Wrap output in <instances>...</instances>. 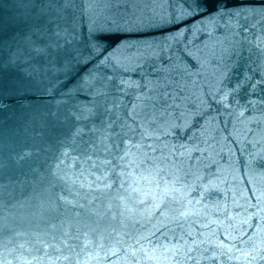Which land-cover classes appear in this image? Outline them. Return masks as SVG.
<instances>
[{"label":"water","instance_id":"obj_1","mask_svg":"<svg viewBox=\"0 0 264 264\" xmlns=\"http://www.w3.org/2000/svg\"><path fill=\"white\" fill-rule=\"evenodd\" d=\"M18 2L0 0V11L7 16ZM182 7L184 0H71L61 22L70 34L67 43L62 41V47L49 55L5 71V89L0 93V160L6 161L0 168V264H37L33 257H40L39 264H212L200 252L215 247L214 242L207 243L213 234L238 250L230 253L237 258L224 264H264V64L254 46L251 52L245 46L224 81L230 88L241 84L230 97L240 108L224 110L213 103L193 130L175 138L161 137L168 149L149 141L158 151L152 153L146 146L143 151L150 159L143 163L136 149H128L132 155L116 170L124 173L118 181L124 187L118 193L116 186L113 190L88 187L89 181L110 182L97 180L101 172L91 169L95 175L85 173L84 187L74 185L70 199L77 200L76 209L68 211L72 208L68 205L53 211L47 203L63 117L88 103V74L109 71L89 55V45L101 35L106 37L102 44L127 43L136 46L133 51L144 52L145 73L181 64L191 75H169L185 88L180 93L185 105L197 103L207 87L202 78L212 72V53L224 35V22L211 20L207 13L177 19ZM259 29L257 24L250 32ZM178 30L177 40L165 44V37ZM140 75L129 72L126 78L139 81ZM190 136H194L191 142ZM179 145L188 149L187 156ZM74 147L70 157H76L83 146L77 142ZM173 147L177 148L174 157ZM25 148L31 156L19 161L9 158ZM53 183L55 191L68 193L64 183ZM116 194L124 199L116 200ZM65 237L79 239L61 243ZM197 240L205 243L194 244ZM189 247L194 249L189 253L194 261L178 255ZM45 253L51 260L44 258ZM61 255L68 259H56Z\"/></svg>","mask_w":264,"mask_h":264},{"label":"snow or ice","instance_id":"obj_2","mask_svg":"<svg viewBox=\"0 0 264 264\" xmlns=\"http://www.w3.org/2000/svg\"><path fill=\"white\" fill-rule=\"evenodd\" d=\"M184 4L186 7L181 8L177 19L194 18L207 13L211 20L224 22V35L217 40L216 50L212 53L215 60L211 65L212 72L208 78H202L207 87L197 103L190 107L186 106L185 98L180 94L185 88L179 80H174L169 75L171 73L191 75L181 64L168 68H151L149 73H145L143 65L146 62V54L138 48L133 51L135 45L125 43L114 47L112 44H102L106 39L103 35L98 37L96 42L89 45V55L109 71L89 73L86 78L90 93L88 103L76 107L63 117V130L58 133L57 140L60 151L49 173L51 180L48 182L52 194L47 203L53 211L61 207L67 208L68 205H72L68 211L77 208V200L74 197L70 199L75 192L74 185L79 183L80 187H84L81 181L85 173L95 175L91 169L101 172L97 180L107 178L110 182L96 184V181H89L88 187L113 190L116 186L115 190L118 193L119 189L124 187L122 182L118 183L124 173L116 170L120 167L119 162L132 155L128 149H136V155L143 156L144 159L141 161L143 163L144 160L150 159L143 151L146 146L152 153L158 151L157 147L148 143L149 141L154 139L158 145L168 149L169 146L163 144L161 137L175 138L186 130H193L195 124L212 110L213 103L222 105L224 110L241 107L238 103L230 102L232 93L241 84L238 83L236 88H230L224 81L227 79L230 66L241 57L245 46L249 52L254 46L264 64V0H184ZM69 6L71 0H19L12 6L14 11L9 15L5 16L0 11V93L5 89L3 76L6 70L14 69L20 63H26L36 56L49 55L52 50L62 47V41L67 43L70 34L61 27V22L65 19L64 10ZM161 23L169 21L161 20ZM257 24L260 25L259 31L251 33L250 29H255ZM180 35L181 32L178 30L173 36L165 37L164 43L167 44L169 39L176 41ZM125 52L128 54L125 55ZM203 67L202 64L201 68ZM129 72H140V80L126 78ZM161 72L165 75L162 76ZM151 73L156 75L149 78ZM261 82L264 83V79ZM129 96L132 98L127 99ZM240 115L243 116L242 111ZM193 139L194 136L189 137L190 142ZM77 142L83 146L82 150L76 157H70L69 152L76 151L74 145ZM178 147L183 155L189 154L184 145ZM193 150L198 149L193 146ZM114 152L116 155H113ZM120 152H123V155H120ZM176 152L177 148L173 147L170 155L174 157ZM101 155L107 158L100 159ZM28 156H31V151L25 148L20 152L11 153L9 158L19 161ZM69 160L72 163H66ZM85 164L89 165L86 169ZM5 166L6 161L0 160V168ZM77 168L83 171L77 172ZM109 171L113 173L112 176H109ZM53 182L64 183L68 193L65 194L63 189L55 191ZM176 182H180L179 177L176 178ZM95 198L94 196L93 199ZM115 199L122 201L124 197L116 194ZM108 207H112V204L109 203ZM68 239L78 240L79 237H65L61 243H66ZM228 239L231 240L233 237L228 236ZM37 242L44 248L49 247L44 240ZM213 242L215 247L200 252L203 259L211 261L212 264H224L225 260L237 258L230 255L238 251L234 245L226 244L214 234L213 239L207 243ZM193 243L203 244L205 241L197 240ZM193 251L194 249L189 247L187 253L178 255L182 254L188 260L194 261L195 258L189 254ZM195 251L199 252V249ZM243 255L247 256V253ZM44 258L51 260L46 253ZM33 259L39 264L40 257ZM56 259L66 260L68 257L61 255ZM3 264H7V261Z\"/></svg>","mask_w":264,"mask_h":264}]
</instances>
